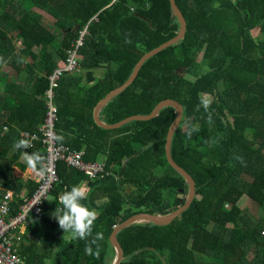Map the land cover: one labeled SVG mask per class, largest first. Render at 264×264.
<instances>
[{
  "label": "trees",
  "instance_id": "trees-1",
  "mask_svg": "<svg viewBox=\"0 0 264 264\" xmlns=\"http://www.w3.org/2000/svg\"><path fill=\"white\" fill-rule=\"evenodd\" d=\"M174 1L186 34L146 60L100 117L114 124L148 114L162 99L178 101L183 115L170 154L195 182V197L168 224L139 221L118 232L120 264H264V0ZM0 9V112H6L0 117V198L14 193L10 214L18 212L23 190L31 196L37 188L22 178L28 169L19 162L22 152L46 157L41 141L25 150L14 144L21 131L39 132L48 76L84 27L80 71L63 74L55 92L56 135L64 136L57 142L84 150L85 161L105 159L112 171L89 180L57 163L49 203L42 215L29 216L13 247L26 264H111L110 236L118 223L137 213L172 212L188 186L165 156L172 106L115 129L99 126L92 113L145 53L176 35L177 17L169 0H0ZM42 14L51 17L49 25ZM205 98L212 100L207 111ZM83 184V203L99 213L93 236L104 235L99 256L87 254V241L64 233L54 216L59 196ZM244 196L260 208L256 218L241 207Z\"/></svg>",
  "mask_w": 264,
  "mask_h": 264
},
{
  "label": "built area",
  "instance_id": "built-area-1",
  "mask_svg": "<svg viewBox=\"0 0 264 264\" xmlns=\"http://www.w3.org/2000/svg\"><path fill=\"white\" fill-rule=\"evenodd\" d=\"M86 27L78 31L77 37L66 51V57L58 62L57 68L48 76L49 86L45 91L46 114L38 133L21 131L22 138H30L32 145L41 141L49 161V171L44 176L37 175L31 169L22 173L24 180H31L37 188L31 196H21L22 204L15 215L10 214V205L14 193L6 191L0 198V264H26L25 259L14 249L13 243L17 235L25 233L26 223L31 214L42 215L49 203L55 183L58 181L57 163L63 162L67 167L82 172L89 180H103L112 175L108 170L106 160L85 161L84 150H74L59 144L53 139L56 135L57 105L55 92L59 79L63 74H76L80 71L78 59L79 49L83 45Z\"/></svg>",
  "mask_w": 264,
  "mask_h": 264
},
{
  "label": "water",
  "instance_id": "water-1",
  "mask_svg": "<svg viewBox=\"0 0 264 264\" xmlns=\"http://www.w3.org/2000/svg\"><path fill=\"white\" fill-rule=\"evenodd\" d=\"M169 2H170V7L179 22V30L176 33V35L164 41L163 43H161L160 46L145 53L140 58V60L136 63L130 76L120 86L111 90L104 98L99 100V102L96 104L94 108V113H92V116H94V120L99 126L103 128H107V129H115L133 120H149L153 118L161 108L165 106H172L176 111V116L167 130L164 151H165V156H166L168 164L182 177L184 184L188 186V193L186 196L182 197L181 190H179L178 197L179 199L181 198L183 199V203L180 207L176 208L175 210H173L172 212L168 214L161 215V214H149V213L142 212V213H137L135 215H132L129 218H126L125 220L118 223V225L115 227L114 231L112 232L110 236V243L114 246L115 251H116L115 259L113 260L111 264H120L121 260L123 259V249L121 245L118 243L117 235H118V232L124 229V227L132 223L139 222V221H147V222H152L154 224H159V225L168 224L173 219H175L177 216H179L184 210H186L190 206V204L192 203L195 197V192H196L195 182L193 181L191 176L186 171L182 170V168L173 161V159L171 158V154H170V147H171L173 133L175 129L177 128L178 124L180 123V120L183 115V107L178 101L171 99V98L162 99L155 104L153 109L148 114L130 115L114 124L106 123L100 117V111L102 110V108L112 98H114L122 90H124L134 80V78H136L141 66L146 60L158 54L160 51L166 49L167 47L173 45V43L179 41L184 36V34H186V18L183 17L181 11L176 6L174 0H169ZM76 29H77V26L74 28V30Z\"/></svg>",
  "mask_w": 264,
  "mask_h": 264
},
{
  "label": "clouds",
  "instance_id": "clouds-1",
  "mask_svg": "<svg viewBox=\"0 0 264 264\" xmlns=\"http://www.w3.org/2000/svg\"><path fill=\"white\" fill-rule=\"evenodd\" d=\"M205 111L208 110L212 100L205 98L201 101ZM198 110V108H197ZM208 120L211 122V113L208 115ZM55 141L63 142V135H55ZM32 147L30 138H21L14 144V148L29 149ZM22 159L27 167L34 171L39 176H44L49 171V161L46 157L38 152H22ZM242 162V158L237 157ZM88 191L83 185H73L70 190H65L59 196V204L61 207L55 209V218L58 221L59 227L63 232H69L74 239L87 241L85 252L89 255L99 256L100 246L98 241L104 239L103 232H96L93 236V227L98 219L99 213L95 209L89 208L83 201L87 200ZM91 238V239H89ZM92 245H96V251L93 252Z\"/></svg>",
  "mask_w": 264,
  "mask_h": 264
},
{
  "label": "rangeland",
  "instance_id": "rangeland-1",
  "mask_svg": "<svg viewBox=\"0 0 264 264\" xmlns=\"http://www.w3.org/2000/svg\"><path fill=\"white\" fill-rule=\"evenodd\" d=\"M253 35H257L258 31L253 30ZM241 207L252 217L256 218L260 214V208L253 204L246 196L242 198Z\"/></svg>",
  "mask_w": 264,
  "mask_h": 264
},
{
  "label": "crops",
  "instance_id": "crops-1",
  "mask_svg": "<svg viewBox=\"0 0 264 264\" xmlns=\"http://www.w3.org/2000/svg\"><path fill=\"white\" fill-rule=\"evenodd\" d=\"M2 11H3V10L0 9V15L2 14ZM42 15H43L44 21H46L45 24L47 23L46 25H49L48 22L51 23V17H49L47 14H42ZM15 45H16V47H19V43H18V42H16ZM37 49H39V48H37ZM37 49L34 48L33 50H34L35 52H37ZM57 66H58V65H57ZM2 69H3V70L5 69L6 72H9V74H10V72H11V70H10L8 67H6V66H2ZM10 75H11V74H10ZM3 113L6 114L5 111L0 112V117H1L2 115L4 116ZM19 162H20V163H23V164L25 163V162L23 161V159H22V156H21ZM28 169H29V168H28ZM28 169H26V170H28ZM26 170H25V171H26ZM14 171H15V173H21V170L18 169V168H15ZM83 186H84V184H83ZM84 187H85V186H84ZM85 188H86V187H85ZM86 189H87V188H86ZM27 193H28V190H23V196L26 195Z\"/></svg>",
  "mask_w": 264,
  "mask_h": 264
}]
</instances>
